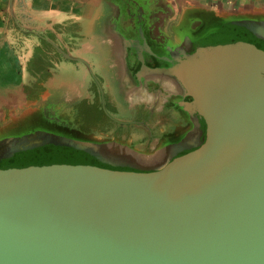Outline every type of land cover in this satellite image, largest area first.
<instances>
[{"label": "water", "instance_id": "1", "mask_svg": "<svg viewBox=\"0 0 264 264\" xmlns=\"http://www.w3.org/2000/svg\"><path fill=\"white\" fill-rule=\"evenodd\" d=\"M187 40L148 50L196 117L153 154L48 128L0 143V264H264V23ZM55 47L87 66L107 113L91 65Z\"/></svg>", "mask_w": 264, "mask_h": 264}, {"label": "crops", "instance_id": "2", "mask_svg": "<svg viewBox=\"0 0 264 264\" xmlns=\"http://www.w3.org/2000/svg\"><path fill=\"white\" fill-rule=\"evenodd\" d=\"M157 12L160 21L170 12L169 21L195 22L188 41L214 21L264 23V0H0V111L32 104L39 111L52 108V126L45 119L31 124L68 130L77 103L92 100L95 80L83 62L69 60L55 45L114 79L120 45L135 39L138 29L145 40L139 17L152 21ZM148 27L154 30L150 22ZM152 36L161 39L155 31ZM45 74L48 79L38 82ZM36 82L44 84L43 106L24 95V87ZM2 117L0 122L11 118Z\"/></svg>", "mask_w": 264, "mask_h": 264}, {"label": "flooded vegetation", "instance_id": "3", "mask_svg": "<svg viewBox=\"0 0 264 264\" xmlns=\"http://www.w3.org/2000/svg\"><path fill=\"white\" fill-rule=\"evenodd\" d=\"M169 16H171L170 12L161 14L162 21L159 19L158 12L151 15L152 21L140 16L139 21L145 32V40L140 38L141 31L138 29L133 32L135 39L120 45L121 51L118 57L116 56V59H119L117 76L112 81L117 89L114 90V94L119 92V96L126 102L125 113H123L129 115L130 120L115 119L121 110L110 89L104 94L105 97L107 95V101H105L107 113L102 108L101 95L100 104L93 99L80 101L75 106L76 114L69 128H73L76 123L84 126L95 124L101 129L102 134L110 135L112 139L119 140L124 145L128 144L141 152L155 149L170 129L194 126L196 117L190 112L189 106L193 103L192 98L185 95L177 78L166 74L172 64L148 51L151 49L155 54L160 55V48L168 52L175 50L188 52L191 49L185 37L189 36V30L194 29L195 22L185 23L178 19L169 21ZM149 22L154 30L147 28ZM153 31L159 35L160 40L152 36ZM144 41L147 42L146 45ZM96 77L99 80L103 77L105 80L108 76L102 74ZM39 78L38 82L43 83L48 76L45 74ZM44 93V84L39 85L36 82L32 86L24 87L26 99L36 101L35 106H43ZM33 105L29 107L22 105L19 108L15 106L9 110L0 111V118L3 119L2 116L5 113L11 117L0 122V142L10 139L12 143H17L27 133L22 127L32 120L45 119L52 126L54 115L52 108L43 107L39 111L40 109H36ZM98 106L102 112L99 111Z\"/></svg>", "mask_w": 264, "mask_h": 264}, {"label": "rangeland", "instance_id": "4", "mask_svg": "<svg viewBox=\"0 0 264 264\" xmlns=\"http://www.w3.org/2000/svg\"><path fill=\"white\" fill-rule=\"evenodd\" d=\"M34 68H36L35 69L36 71H37V69L39 70V68H41L39 63L37 62V60L34 62ZM93 73L96 76L102 75L101 74L102 72L100 70H98V68H94ZM105 78H107V79L103 80V77H102L99 80V78H98L100 84L102 85L103 93L105 94L108 90L111 89L112 94H114L115 93L114 90H117L116 89V84L113 83L111 78H108V77H105ZM91 89H92V99L95 100L98 104H100V93H101V90H100L99 86L97 84H96V86H95V84L91 85ZM119 95H120L119 92H118V94L117 93L114 94L115 101H116V103L118 104V106H119V108L121 110V112L117 116H115V119H117L119 121H128V120H130V119H128L130 116L124 114L125 113L124 108L126 106V102ZM104 99H105V101H107V95H106V97L104 95ZM41 128H42V126L37 125L36 123H32L31 124V122H28L26 125H24L22 127L23 130L25 129L24 132H28V131H32V130H40ZM183 128H187V127H183ZM73 129H75V131H73ZM180 129H182V128H180ZM175 130H177V129H174V130L170 129L168 132H166V134H164V136L160 140L159 144H161L163 142V140ZM68 131L71 134H73L74 136L78 137V138H82L83 140H87V141H90V142H93V143H97V144H101V145H109V144H111L113 142H117L122 147H127L132 152H134V153H136L138 155H143V156H149V155L153 154L155 152V150L157 148H159V146H160V145H158L155 149H152L150 151H141V152L140 151H136L134 148H132L128 144L124 145L119 140L112 139L110 135L102 134L101 129L97 128L95 124L94 125L93 124H86L84 126L83 124H79V123L77 124L76 123V124H74L73 128H68ZM196 131L198 132L197 129L195 130V132ZM92 140H96L99 143L98 142H94ZM4 142H6V141H4Z\"/></svg>", "mask_w": 264, "mask_h": 264}, {"label": "trees", "instance_id": "5", "mask_svg": "<svg viewBox=\"0 0 264 264\" xmlns=\"http://www.w3.org/2000/svg\"><path fill=\"white\" fill-rule=\"evenodd\" d=\"M40 81H41V80H40ZM98 107H99V106H98ZM98 109H99L100 112H102V110H101L100 107H99ZM92 141H94V142H98V141H96V140H92ZM98 143H99V142H98Z\"/></svg>", "mask_w": 264, "mask_h": 264}]
</instances>
